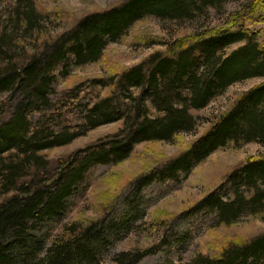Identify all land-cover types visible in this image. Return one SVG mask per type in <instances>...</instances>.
Returning <instances> with one entry per match:
<instances>
[{
    "label": "trees",
    "instance_id": "obj_1",
    "mask_svg": "<svg viewBox=\"0 0 264 264\" xmlns=\"http://www.w3.org/2000/svg\"><path fill=\"white\" fill-rule=\"evenodd\" d=\"M40 1L14 4L11 23L21 44L7 36L5 28L0 30V91L10 93L0 106V264H104L106 231L114 236L128 229L125 219L120 227L109 224L127 188L138 192L155 182L174 184L230 146L264 145L262 82L243 93L200 137L181 146L177 155L146 164L106 202L99 218L82 219L74 210L90 187L96 183L106 187L114 181L113 168L95 179L96 166L115 167L144 143L175 144L180 134L197 128L203 109L228 87L264 78V41L251 29L264 22V0H252L222 26L169 42L164 52H155L137 65L106 71L108 76L87 78L62 90L60 81L68 80L73 66L100 63L108 43L125 40L144 19L194 21L230 0H125L83 16L30 53L25 50V41L30 40L24 38L29 35L36 42L42 33L41 12L35 9ZM7 10H0V21ZM132 40L162 45L147 42L142 35L134 34ZM14 47L21 51L17 54ZM111 123H120L114 134L57 165L49 159L48 151ZM180 216L200 217L198 231L205 229L201 235L242 220L264 221V155L234 168ZM153 224L165 232L169 221ZM250 232L238 240L222 238L215 254L201 252L187 264H264V232L254 236ZM154 246L123 251L111 264H136Z\"/></svg>",
    "mask_w": 264,
    "mask_h": 264
},
{
    "label": "rangeland",
    "instance_id": "obj_2",
    "mask_svg": "<svg viewBox=\"0 0 264 264\" xmlns=\"http://www.w3.org/2000/svg\"><path fill=\"white\" fill-rule=\"evenodd\" d=\"M123 1L125 0H41L39 3L36 2L35 9L39 10L42 16L38 21L42 33L37 37L36 42H33V38L30 39L29 35H25L24 41L30 40L25 41V50L30 53L33 50L36 51L43 40L45 42L49 38L54 39L83 16L92 12L104 11L119 5ZM251 1L230 0L221 8L210 9L200 18L183 23L146 18L130 31L125 40L108 43L100 63L73 66L70 69L71 75L67 77L68 80L63 79L60 81L59 90L67 86L73 87L80 81L87 80V78L94 79L108 76L115 69L118 71L132 67L155 52H164L168 47V43L175 39L222 26L231 16L242 10ZM15 3L19 5L20 0H4L0 4L2 12L8 8L6 15L1 19L2 22L0 21V30L5 28V34L12 36L17 43L21 44L22 38L18 36L20 34L16 33L11 23L15 17ZM21 4L20 7L25 8L24 3ZM60 12H64L63 15H60L61 18L58 17ZM251 29L258 32L259 39L264 41V22L252 26ZM134 34L135 36L142 35L147 42H161L162 45L135 44L132 40ZM31 36L34 37V32ZM15 50L17 54L21 51L18 47ZM262 82H264V78H250L228 87L221 96L203 109L201 112L203 120L197 128L193 132L180 134L175 144L164 142L144 143L134 150L135 155L115 167L109 165L96 166L93 174L95 179L113 168V172H116L114 181L111 180L112 183L106 187L101 186L99 183H96L93 188L90 187L74 206V210L80 212L78 216L87 220L99 218L105 211L102 207L106 202H110L115 195L120 191L122 192L123 186L134 179L135 175L140 174L146 164L177 155L181 146L200 137L210 127L212 121L227 112L243 93ZM83 84L86 86V82ZM9 94L7 91H0V106L4 105V101ZM119 127L120 123H111L88 131L70 144L48 151L49 159L57 165L59 161L68 158L75 151L82 150L97 140L114 134ZM262 155H264V145L259 143H249L238 148L230 146L213 154L205 163L184 177L183 180L174 184L155 182L142 187L138 192L131 187L127 188L122 194V198H118L116 211L109 224L112 227L116 225L120 227L122 226L121 219H125L128 223V229H121L120 232L114 233V236L106 231L103 239L107 240L108 243L101 257L102 262L111 264L113 257L123 251L145 250L155 244L154 251L136 264H187L201 252L209 251L215 254L214 247L219 248V240H222V238L238 240L249 230H251L250 236L264 232V221L254 218V220L249 221V224H247V221L243 223L245 220H242L233 227L220 226L211 229V231L206 230L201 235L205 229L201 232L198 231L200 217L185 219L180 216L184 208L203 197L234 168L250 158H257ZM162 219L169 221L170 224L167 225L165 232L155 228L153 224L154 222H160ZM65 221L66 217L64 216L62 223H65ZM211 221L212 218L208 223H211ZM215 242L216 245H214ZM171 251H173L172 255L169 253ZM40 255L42 256L43 253L40 252Z\"/></svg>",
    "mask_w": 264,
    "mask_h": 264
}]
</instances>
